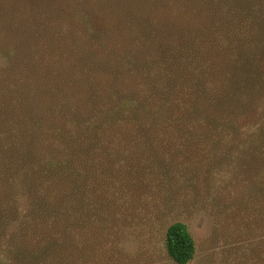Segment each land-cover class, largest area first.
<instances>
[{
    "label": "trees",
    "instance_id": "obj_1",
    "mask_svg": "<svg viewBox=\"0 0 264 264\" xmlns=\"http://www.w3.org/2000/svg\"><path fill=\"white\" fill-rule=\"evenodd\" d=\"M12 1L0 264H104V209L131 205L167 152L169 175L250 180L246 263L264 264V0ZM164 247L174 264L197 251L183 221Z\"/></svg>",
    "mask_w": 264,
    "mask_h": 264
},
{
    "label": "rangeland",
    "instance_id": "obj_2",
    "mask_svg": "<svg viewBox=\"0 0 264 264\" xmlns=\"http://www.w3.org/2000/svg\"><path fill=\"white\" fill-rule=\"evenodd\" d=\"M13 3L0 0V20L8 19L7 9ZM7 30L8 22L0 35ZM176 153L159 158L151 176L141 174L143 183L131 205L118 199L104 209L106 229L97 234L103 243L104 264H174L164 241L168 225L175 221L185 222L196 241V255L189 264H248L247 231L253 220L243 201L250 202V180L238 176L233 164L210 174L201 169L195 177L169 175L158 168L175 160Z\"/></svg>",
    "mask_w": 264,
    "mask_h": 264
}]
</instances>
